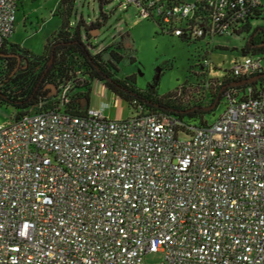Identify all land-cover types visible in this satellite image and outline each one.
<instances>
[{
    "label": "built area",
    "instance_id": "obj_1",
    "mask_svg": "<svg viewBox=\"0 0 264 264\" xmlns=\"http://www.w3.org/2000/svg\"><path fill=\"white\" fill-rule=\"evenodd\" d=\"M19 1L0 0V43ZM123 1L192 39L234 35L264 2ZM263 60L246 55L227 77L264 74ZM224 102L197 127L61 107L0 124V264H150L149 253L158 264H264V84Z\"/></svg>",
    "mask_w": 264,
    "mask_h": 264
},
{
    "label": "rangeland",
    "instance_id": "obj_2",
    "mask_svg": "<svg viewBox=\"0 0 264 264\" xmlns=\"http://www.w3.org/2000/svg\"><path fill=\"white\" fill-rule=\"evenodd\" d=\"M59 1L23 0V7L16 13L14 34L9 37V42L40 55L47 37L61 25V17L54 13L66 11V14L72 10L69 18L72 27L80 21L89 24L101 20V13H104L107 19L100 26L98 35L88 41L91 51L95 54L111 45L120 46L122 60L118 64L117 78L134 75L136 87L144 90L160 74L157 94L164 96L181 89V99L177 104L182 106L196 100L207 101L232 66L243 61L245 56L241 48L246 33L185 41L161 30L156 22L141 19L134 5L127 6L121 0H108L102 6L99 0H74L73 5L72 2L65 3L63 9ZM260 17V20L251 21V25L264 26V2ZM83 39L86 41L85 37ZM204 59L211 63L210 70L204 71L201 66ZM89 82L88 88L70 91V94L88 95L89 101L85 98L80 100L83 110H98L110 120H125L133 115L128 104L108 91L103 83ZM224 108L222 100L212 113L205 115L204 120L213 123ZM14 116L13 108H0V124L8 123ZM162 258L160 253H149L145 261L158 264Z\"/></svg>",
    "mask_w": 264,
    "mask_h": 264
},
{
    "label": "trees",
    "instance_id": "obj_3",
    "mask_svg": "<svg viewBox=\"0 0 264 264\" xmlns=\"http://www.w3.org/2000/svg\"><path fill=\"white\" fill-rule=\"evenodd\" d=\"M99 1L101 6L108 3V0ZM67 2H72L73 5L74 0H60L62 9ZM130 5L132 4H127ZM70 8L72 9V6ZM71 11L66 14V11L54 13L61 17V25L56 32L47 37L40 55L10 43L9 40L0 43V108L2 106L13 108L15 119L31 112L59 107L70 114H84L85 110L81 108L80 100L85 98L89 101L88 95L70 94V91L88 88L89 80H96L103 83L114 96L125 101L132 109L133 115L161 114L183 124L181 128L197 127L207 123L204 120L205 115L212 113L220 101H224L226 92L243 91L245 88H257L264 84V78H261L250 84L236 85L244 79H230L226 75L222 81L220 80L221 84L217 86L216 92L210 95L207 101L196 100L189 102L187 106H182L177 104L181 99V89L164 96L157 94L160 74L156 75L144 90L136 87L134 75L117 78L118 64L122 60L120 46L111 45L102 52L94 54L88 43L91 37L98 35L94 36L93 32L99 30L106 21L107 15L101 13V20L89 24L80 21L72 27L69 21ZM261 11H256L252 16L245 18L243 25L234 34L246 33L241 48L245 56L264 54V26L251 25V21L260 20ZM148 20L156 22L161 30L169 33L160 21ZM179 38L185 41L201 39L185 36ZM64 94L68 102L63 101ZM214 104L216 107L208 110Z\"/></svg>",
    "mask_w": 264,
    "mask_h": 264
},
{
    "label": "water",
    "instance_id": "obj_4",
    "mask_svg": "<svg viewBox=\"0 0 264 264\" xmlns=\"http://www.w3.org/2000/svg\"><path fill=\"white\" fill-rule=\"evenodd\" d=\"M98 34V30H95L93 32V35L96 36ZM261 78H264V74H261V75H258V76H255V77H252L250 79H246V80H243L241 82H238L236 83V85H240V84H250V83H253L255 81H258L259 79ZM216 107V104H214L212 107L208 108V110L212 109V108H215Z\"/></svg>",
    "mask_w": 264,
    "mask_h": 264
},
{
    "label": "crops",
    "instance_id": "obj_5",
    "mask_svg": "<svg viewBox=\"0 0 264 264\" xmlns=\"http://www.w3.org/2000/svg\"><path fill=\"white\" fill-rule=\"evenodd\" d=\"M30 1H32V0H30ZM21 7H23V0H20V1H19L18 11H19V9H20ZM18 11H17V12H18ZM59 27H60V25H59ZM59 27H58V28H59ZM57 30H58V29H56L55 31H53V33L56 32ZM53 33H52V34H53ZM13 34H14V32H13ZM50 35H51V34H50ZM50 35H49V36H50Z\"/></svg>",
    "mask_w": 264,
    "mask_h": 264
}]
</instances>
